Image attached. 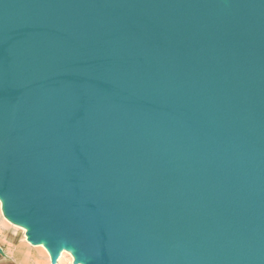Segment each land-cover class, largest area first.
<instances>
[{"label":"water","instance_id":"water-1","mask_svg":"<svg viewBox=\"0 0 264 264\" xmlns=\"http://www.w3.org/2000/svg\"><path fill=\"white\" fill-rule=\"evenodd\" d=\"M0 199L50 264H264V0H0Z\"/></svg>","mask_w":264,"mask_h":264},{"label":"rangeland","instance_id":"rangeland-1","mask_svg":"<svg viewBox=\"0 0 264 264\" xmlns=\"http://www.w3.org/2000/svg\"><path fill=\"white\" fill-rule=\"evenodd\" d=\"M8 225V226H7ZM0 246L7 249L19 264H41V260L49 258L40 250L33 248L26 240V233L5 221L0 205ZM60 264H73L68 258H64Z\"/></svg>","mask_w":264,"mask_h":264},{"label":"bare ground","instance_id":"bare-ground-1","mask_svg":"<svg viewBox=\"0 0 264 264\" xmlns=\"http://www.w3.org/2000/svg\"><path fill=\"white\" fill-rule=\"evenodd\" d=\"M0 205H1V212L4 215V212H3V202H2L1 199H0ZM5 221L9 225H11V226H13V227H15V228H17L19 230L24 231L26 233V240L28 241V237H27L28 229L26 227H24L23 225L16 224V223L10 221L7 217H5ZM29 245H31L33 248L40 249L50 259V254H49L48 250L45 248V244L44 243H41V244H38V245H33V244H31L29 242ZM64 258H68L72 263L75 262V258H74V255H73V251L71 249H69V248H63L60 251L59 257H58V263L61 262Z\"/></svg>","mask_w":264,"mask_h":264},{"label":"crops","instance_id":"crops-1","mask_svg":"<svg viewBox=\"0 0 264 264\" xmlns=\"http://www.w3.org/2000/svg\"><path fill=\"white\" fill-rule=\"evenodd\" d=\"M0 248L3 251V255H0V264H19V262L12 257V255L9 253L7 249L3 248L2 246H0ZM41 264H50V259L49 260L47 258L42 259Z\"/></svg>","mask_w":264,"mask_h":264}]
</instances>
